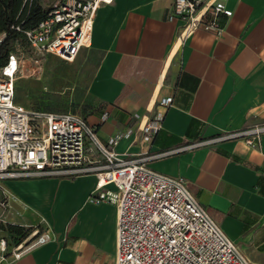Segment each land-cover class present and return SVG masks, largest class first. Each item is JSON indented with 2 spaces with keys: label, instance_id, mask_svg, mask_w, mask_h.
Instances as JSON below:
<instances>
[{
  "label": "crops",
  "instance_id": "obj_1",
  "mask_svg": "<svg viewBox=\"0 0 264 264\" xmlns=\"http://www.w3.org/2000/svg\"><path fill=\"white\" fill-rule=\"evenodd\" d=\"M172 3L102 5L88 42L64 61L69 68L46 76L41 86L42 77L30 78L35 66L28 62L15 100L29 110L83 116L102 143L120 136L115 149L122 156L173 150L148 166L184 176L246 258L264 264V134L254 146L243 138L192 146L264 122V0H229L233 14L221 17V32L199 28L188 36L181 19L168 17ZM27 92L44 102L33 105ZM167 96L172 104L160 107ZM158 110L163 126L146 141L141 126ZM96 183L93 173L6 179L14 199L0 214L51 238L20 258L8 254L4 263L115 264L118 208L90 201Z\"/></svg>",
  "mask_w": 264,
  "mask_h": 264
},
{
  "label": "built area",
  "instance_id": "obj_2",
  "mask_svg": "<svg viewBox=\"0 0 264 264\" xmlns=\"http://www.w3.org/2000/svg\"><path fill=\"white\" fill-rule=\"evenodd\" d=\"M115 0H57L33 27L15 24L26 47L10 51L0 65V208L6 210L14 197L3 182L10 178L66 177L93 173L97 177L90 201L115 202L118 208L115 264H252L218 221L200 204L182 176H172L148 166V160L173 150L148 155H120L115 146L120 136L102 143L95 129L72 112L29 110L15 100L16 81L28 62L39 63L47 54L72 60L91 35L102 5ZM229 0H173L168 17L184 22L182 35L196 29L221 32L222 16H231ZM0 32V46L6 37ZM173 97L158 105L168 107ZM107 112L104 113V116ZM158 110L141 126L151 141L163 126ZM264 122L224 131L192 146L230 138L258 145ZM0 214V264L8 254L20 258L51 238L48 231L32 230L18 242L9 240Z\"/></svg>",
  "mask_w": 264,
  "mask_h": 264
},
{
  "label": "trees",
  "instance_id": "obj_3",
  "mask_svg": "<svg viewBox=\"0 0 264 264\" xmlns=\"http://www.w3.org/2000/svg\"><path fill=\"white\" fill-rule=\"evenodd\" d=\"M48 9L41 4L40 0H0V32L7 34L0 46V65L9 56L11 41L24 39L22 32L13 28V25L19 23L24 27H33L45 17ZM4 230L9 240L15 242L23 239L32 231L20 229L11 223L5 225Z\"/></svg>",
  "mask_w": 264,
  "mask_h": 264
},
{
  "label": "rangeland",
  "instance_id": "obj_4",
  "mask_svg": "<svg viewBox=\"0 0 264 264\" xmlns=\"http://www.w3.org/2000/svg\"><path fill=\"white\" fill-rule=\"evenodd\" d=\"M57 0H40L41 4L49 8L55 3ZM26 47L24 39H13L10 43V50L12 52H18L23 50ZM67 61L55 54H47L39 63H31L34 65V69H31L30 78L38 81L37 77H42L41 80L39 79L41 86L45 85V78L46 76L53 75L54 73H62V71L69 68L67 64L64 63ZM44 81V82H43ZM47 91V90H46ZM25 96L29 99V102L33 103V105L43 103V96L39 97L36 93L27 92ZM65 98H63L60 102L63 103ZM34 108V107H32Z\"/></svg>",
  "mask_w": 264,
  "mask_h": 264
}]
</instances>
